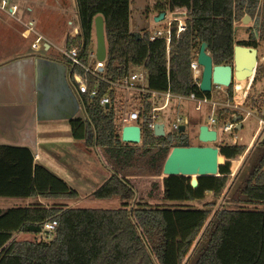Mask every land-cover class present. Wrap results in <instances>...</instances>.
<instances>
[{"label": "trees", "instance_id": "1", "mask_svg": "<svg viewBox=\"0 0 264 264\" xmlns=\"http://www.w3.org/2000/svg\"><path fill=\"white\" fill-rule=\"evenodd\" d=\"M258 2H155V12H165L167 8L173 11L181 4L187 7L185 30L177 35V21L170 24L167 50L164 38L150 41L148 31L142 36L129 31L130 0H75L79 32L76 39L67 40L66 49L77 48L82 61L87 63L93 20L100 15L106 42L101 78L117 81L131 67H143L147 72L149 93L142 96L141 142L133 145L120 141L113 110L98 104V99L107 91V84L89 76V89L97 88L98 96H79L85 117L69 121L71 136L82 140L88 149H102L111 167L112 174L92 194L94 199L118 198L121 205L114 209H92L35 202L25 207L0 209V264L184 263L211 215L209 204L191 208L136 202L134 190L124 177L131 173L160 176L171 149L190 146L185 138L172 145L169 136L157 137L147 127L145 118L155 105L152 101H163L160 97L153 98L151 93L169 90L174 96L194 94L197 98L210 99L211 93H201L192 80L189 64L203 42L208 45L213 65L231 64L234 45L257 48L258 35L264 43V15L246 40L236 43L234 38V22L245 14L252 16ZM262 4L264 8V0ZM218 150L219 164L224 163L223 158L226 161L218 167V176L198 178L196 189L191 188L187 177L164 178L162 200L197 202L208 192L218 197L228 188L227 202L264 204V138L250 153L245 174L232 183H229L231 160L240 157L246 147L220 145ZM0 197L57 200L74 199L76 194L64 179L35 162L30 150L0 146ZM52 221H56V227L47 236L43 225ZM17 233L38 236V239L20 241L15 238ZM192 264H264V211L220 210L214 228Z\"/></svg>", "mask_w": 264, "mask_h": 264}, {"label": "rangeland", "instance_id": "2", "mask_svg": "<svg viewBox=\"0 0 264 264\" xmlns=\"http://www.w3.org/2000/svg\"><path fill=\"white\" fill-rule=\"evenodd\" d=\"M164 2L166 0H130V16H129V31L131 33L139 34L142 36L145 32L154 34L157 31L165 32L168 29L169 20L166 17L160 22H155V11H153V6L155 2ZM263 0H259L257 5V11L250 16L251 20L243 24L242 18L237 20L234 24V38L235 42L246 40L250 33V30H255V23L258 21L260 23L263 11ZM71 3H74L72 0ZM178 8V7H176ZM168 8L166 13H168ZM170 13V12H169ZM185 20H181V23L185 24ZM179 22L177 21V25ZM74 31H71V34ZM79 32V31H78ZM76 33V31H75ZM78 36V35H77ZM259 36V35H258ZM258 64L255 73V77L251 88L248 92L247 98L242 101L243 95L238 94L235 90V85L237 81H233L230 88L216 87L212 86L211 98L208 100L210 104H200L190 102L188 100H177L173 99L170 105L162 111L156 112V123L163 124L165 128V134L169 136L172 145H177L181 138L187 139L190 146H214L220 145H238L246 147L245 152L238 158L231 160L230 163V176L229 183L237 181L241 176H243L248 168V160L250 153L254 147L264 138V131L261 132L258 125V115L264 114V65L261 63L260 58L264 56V43L258 38ZM20 47L22 43H17ZM42 42H40V46ZM95 38L94 32L92 35V41L90 44V51L95 53ZM30 55H38L42 57H48L52 60L60 62L65 65L66 69L70 70V65L64 59V57L59 54V52L46 53L41 47L40 51L37 53H31ZM105 62L103 63L104 68ZM131 72L138 75H142L141 83L144 87H147V72L143 67H131ZM70 82V81H69ZM71 87L74 89L72 82ZM230 89V92H228ZM76 92V91H75ZM238 96V97H237ZM240 96V97H239ZM137 95L131 100L132 104H136V107L143 104V101ZM124 103L125 99L121 96L119 99ZM141 101V102H140ZM155 106L161 105L163 101L161 99H156L152 101ZM237 102H243L238 108L235 107ZM211 104L215 105V118L217 124L220 127L221 124L228 121L230 115L234 112L237 114H244V111H248L251 115L246 116L245 119L240 122L242 128L240 130H233L229 133H220L219 128L216 127L217 131V141L215 143H202L198 140V126L201 124H206L210 116ZM138 105V106H137ZM79 117L84 118L85 114L82 105H80ZM198 106V110L195 107ZM177 119H181L178 122L179 126L185 127L183 133L179 134L178 131L172 130V123H175ZM59 131L61 135L70 134L69 125L65 127L60 126ZM65 137V136H63ZM233 137L235 139L233 140ZM73 140V146L68 148L69 157L65 159V155L59 154L60 160L66 166L78 169L80 166L84 169V172L91 177L85 181L78 182L79 185H74L75 182L67 181L70 188L75 192L76 198L74 199H57V200H41L42 203L47 205H62L64 208H92V209H114L121 205L118 198H112L109 200H97L94 199L93 193L97 191L105 181L112 174L111 167L104 157L103 150L100 148H95L89 153L86 152L84 143L82 140ZM223 158V157H222ZM59 159V158H58ZM92 167H88L86 164L89 161ZM87 162V163H86ZM223 164H225V159H222ZM221 164V165H223ZM96 169V170H95ZM69 173L65 171V174ZM61 177V176H60ZM191 180V177H187ZM64 179V178H63ZM124 179L130 184L135 193V201L146 202L151 206H173V205H184L191 208H202L205 204H209V209L211 210V215L207 220L205 226L203 227L201 233L197 237L189 256L186 258L183 264H192L193 258L201 246L207 241L208 236L212 229L214 228L218 217L219 211L222 209H245L254 211H264V204H252V205H239L227 202L226 198L230 197V190L228 188L218 197L214 196L213 193L208 192L201 201L197 202H182V203H167L162 200V180L164 179L162 175L160 176H148L141 173H131L124 177ZM77 184V183H76ZM36 200V199H34ZM17 240H36L38 236L22 234L16 237Z\"/></svg>", "mask_w": 264, "mask_h": 264}, {"label": "crops", "instance_id": "3", "mask_svg": "<svg viewBox=\"0 0 264 264\" xmlns=\"http://www.w3.org/2000/svg\"><path fill=\"white\" fill-rule=\"evenodd\" d=\"M15 2L18 11L14 17L0 10V146L26 148L35 162L65 181L79 185L78 182L89 179L91 175L85 173L81 166L78 169L66 166L58 156L65 155L66 159L69 157L68 148L74 147L71 131L61 135L59 127H65L70 120L79 117L81 108L71 70L48 57L29 53L40 51L32 50L31 44L41 37V47L46 53L52 50L62 54L67 47L69 33L79 30L75 0L74 3L72 0ZM160 13L155 12L154 17ZM18 42L22 43L20 47ZM52 63L63 65L65 73ZM250 81L253 83L252 78ZM64 83L77 97L78 108L70 99ZM44 99H48L46 104ZM68 115L71 119L67 118ZM85 149L88 153L93 151ZM88 161L86 165L92 167ZM65 171L69 173L65 174ZM35 202L41 200L0 197V209L25 207ZM22 234L17 233L15 238Z\"/></svg>", "mask_w": 264, "mask_h": 264}, {"label": "water", "instance_id": "4", "mask_svg": "<svg viewBox=\"0 0 264 264\" xmlns=\"http://www.w3.org/2000/svg\"><path fill=\"white\" fill-rule=\"evenodd\" d=\"M167 17L173 21H181L187 18V7L181 4L178 8L171 11L168 16L166 11L161 12L155 18V22H160ZM250 17L244 16L243 23L249 22ZM93 32L95 38V57L101 64L106 60V42L104 34V20L103 17L98 15L93 20ZM76 33L78 30L76 29ZM208 45L201 43L197 52V63L202 67L201 77L198 89L201 93H211L212 86L223 88H230L233 81L249 80L255 77L257 64H258V50L253 47H245L234 45L233 59L229 65H213L212 58L207 51ZM264 60V58H263ZM51 63V62H48ZM53 66L60 69L65 73V67L61 64L52 63ZM103 69L101 68V71ZM79 82V80H76ZM70 93V99L76 108L79 107L77 97L64 83ZM67 93V94H69ZM80 100V98H79ZM48 99H44L46 104ZM43 106V102L41 103ZM43 108V107H41ZM107 109V107H105ZM71 119V115L67 116ZM240 117L233 119L237 123L236 130L241 129ZM185 127L180 126L178 133L181 134ZM153 133L157 137L165 136L164 125L155 124ZM198 140L202 143L209 144L217 141V132L214 129H209L206 124L198 126ZM120 141L122 143L137 145L141 142V128L138 125H127L121 129ZM219 150L214 146H175L167 155L163 167L162 176L167 178L170 176H183L191 177L190 186L196 189L199 185L198 178L200 177H214L218 176V163Z\"/></svg>", "mask_w": 264, "mask_h": 264}, {"label": "built area", "instance_id": "5", "mask_svg": "<svg viewBox=\"0 0 264 264\" xmlns=\"http://www.w3.org/2000/svg\"><path fill=\"white\" fill-rule=\"evenodd\" d=\"M15 1L16 0H0V10L3 13L5 12L11 17H14L18 11V5ZM168 11L171 12V10ZM169 12L167 13V16ZM246 15L248 14H245L244 16ZM262 15H264V13ZM168 20H169L168 29L165 32L157 31L149 36L150 41L164 38L167 43V50L171 37L170 24L171 22H173V20L171 19ZM178 22L179 24L177 25V31H176L177 35L185 30V24L181 23L180 21ZM77 35L78 33L72 32L71 34H69V39L74 40L76 39ZM40 42H41V37L36 38L34 42L31 44V49L34 51L39 50L41 48ZM61 55L70 65L71 77L75 81L76 90L79 96L84 94L89 95L91 98H96L98 96L97 88L89 89V76L101 80L102 82H105L107 84V91L101 98L98 99V104L104 109L105 107H107V109L111 108L113 110L114 122L116 127L118 128L119 136L121 134V129L124 126L134 124L140 126L141 128L140 123L143 121V117L140 116V113L143 110V104L141 103V105L139 106L137 105L139 107L137 108L136 104L131 103V100L134 99L135 96L137 95L141 98L140 100H142V96L144 94L149 93L147 87H144L143 84L141 83L142 75L133 73L130 70L129 72L123 74V77L117 81H107L104 78H101L100 76V72H102L101 68L103 69V63L101 64L96 60L95 53L93 51H90V53L87 55V63H84L82 61V58L77 48L65 49ZM260 61L264 65L263 58H260ZM189 67L192 74V80L198 86L201 77L202 67L197 63V54L192 58ZM77 79L79 80V82L76 81ZM251 85H252V81H250V83H248L247 87L245 88V95H243L242 101H244V99L247 98ZM151 95L153 98L160 97L163 100L162 105L159 107L154 105L151 108L150 114L145 118L146 125L151 130L152 133H153L154 125L157 124L156 112L165 110L168 107L169 102L172 101L173 99H177L180 101L188 100L190 102L196 103L197 105L210 104L208 101L209 99L197 98L194 94H190L187 97L174 96L169 92V90L163 93H151ZM121 96L123 97V99H125L124 103H122V101L119 100ZM237 103L238 104L235 105L236 108H238V106H241L243 102L242 103L237 102ZM262 105L264 107V103ZM195 110H198V106L195 107ZM244 114L245 115L237 114L233 112L230 115L228 121L221 124L219 127L217 124V120L215 118V105L211 104L210 116L208 118V121L206 122V125L209 129H214L215 131H216L215 128L218 127L220 133H229L233 130H236L237 123L233 122L234 118L240 117L241 118L240 122H242L246 116L251 115L248 111H244ZM258 116H259L258 125H259V129L262 132L264 131V114H260ZM180 120L181 119H177L175 123H172L173 131H179L180 126L178 125V122H180ZM164 132H165V128H164ZM234 139L235 137H233V140ZM55 227H56V221L47 222L43 225V232L46 233V235L48 236L51 232L54 231Z\"/></svg>", "mask_w": 264, "mask_h": 264}, {"label": "bare ground", "instance_id": "6", "mask_svg": "<svg viewBox=\"0 0 264 264\" xmlns=\"http://www.w3.org/2000/svg\"><path fill=\"white\" fill-rule=\"evenodd\" d=\"M250 80V79H249ZM249 80L245 81V80H240L236 83V92H238V94H241V95H245V88L247 87L248 83H249ZM253 80V78H252ZM238 97V96H237ZM240 97V96H239ZM220 158V157H219ZM218 158V159H219ZM218 163H219V160H218Z\"/></svg>", "mask_w": 264, "mask_h": 264}]
</instances>
